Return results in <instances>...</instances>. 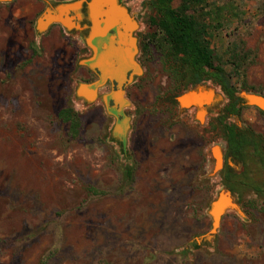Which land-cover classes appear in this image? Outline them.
<instances>
[{
	"label": "rangeland",
	"instance_id": "obj_1",
	"mask_svg": "<svg viewBox=\"0 0 264 264\" xmlns=\"http://www.w3.org/2000/svg\"><path fill=\"white\" fill-rule=\"evenodd\" d=\"M154 1L123 0L140 23L144 68L128 88L125 144L103 103L76 94L96 80L78 69L82 34L54 24L39 35L45 0L0 1V264H264V168L251 154L230 156L236 170L225 177L211 153L226 152L229 122L264 135V115L238 104L240 115L223 122L229 98L213 81L224 96L217 111L201 123L180 108L185 70L158 46ZM198 10L233 83L264 94V0H205ZM65 108L80 115L78 131ZM211 122L222 132L210 135ZM225 187L244 216L227 212L214 239L198 243Z\"/></svg>",
	"mask_w": 264,
	"mask_h": 264
},
{
	"label": "water",
	"instance_id": "obj_2",
	"mask_svg": "<svg viewBox=\"0 0 264 264\" xmlns=\"http://www.w3.org/2000/svg\"><path fill=\"white\" fill-rule=\"evenodd\" d=\"M0 1L9 2L11 0ZM45 2L47 7L36 22L37 33L42 35L54 24H60L68 32L82 34L83 42L85 41V44L94 51V55L89 58L82 57L79 63H82V65L90 64L93 69L100 68L103 73L93 83L79 82L76 94L87 106L102 101L107 108V112L115 118L114 133L116 132L117 135L118 132L121 133L122 135H118V139L122 144H125L127 142V132L131 128L129 126L130 116L126 114L125 108L129 107L131 103L125 95L126 92L123 86L131 85L144 74V68L138 60L140 52L138 37L140 23L138 19L123 0H45ZM111 30H116L117 35L109 37ZM108 38H112V41L105 43L104 48H109V45L113 44L117 45L114 55L110 52L107 54L100 47ZM113 40H116V42H113ZM114 56L118 59L115 64L120 62L124 66L123 75H114L115 71L110 64L112 63L110 59ZM131 69L134 71L125 81L126 72ZM115 79L120 82L117 91L112 88L110 93L100 92L101 87L105 86L108 81L112 82V87H114L113 81ZM117 97H120L123 104L121 106L118 104L111 106V99H117ZM237 97L241 106H253L264 112L263 93L243 90L237 94ZM223 100L224 96L219 90L212 84L205 83L194 85L177 98L178 105L182 110H187V108L196 110V118L201 123L212 110L217 111ZM215 148L219 150L218 159L212 154L214 173H217L224 165L225 149L220 145H215L212 151ZM219 206L222 210L218 214L216 209ZM232 210L244 216L237 196L225 187L217 193L210 203L209 214L212 218L210 232L198 237L196 241L201 243L214 239L223 217Z\"/></svg>",
	"mask_w": 264,
	"mask_h": 264
},
{
	"label": "trees",
	"instance_id": "obj_3",
	"mask_svg": "<svg viewBox=\"0 0 264 264\" xmlns=\"http://www.w3.org/2000/svg\"><path fill=\"white\" fill-rule=\"evenodd\" d=\"M176 0H155L154 7L158 17L152 18L157 32L161 38L158 46L167 52V55L174 57L184 68L186 83L178 81L176 87L187 90L196 84L213 81L219 84L222 91L229 98L226 111L222 119L233 114L241 113L239 98L237 94L240 90L247 89L239 87L232 81L224 65L216 55L209 37V25L199 18V6L205 0H181V4L174 6ZM264 115V112H262ZM60 116L67 121L73 122L75 131L80 128V115L72 108H65L60 112ZM227 133L224 135L228 143L229 155L233 159L242 160L246 154H251L257 158L264 168V135L257 134L253 129L248 128V133H237L233 123L226 124ZM125 176L133 181L134 172L131 166L125 170Z\"/></svg>",
	"mask_w": 264,
	"mask_h": 264
},
{
	"label": "flooded vegetation",
	"instance_id": "obj_4",
	"mask_svg": "<svg viewBox=\"0 0 264 264\" xmlns=\"http://www.w3.org/2000/svg\"><path fill=\"white\" fill-rule=\"evenodd\" d=\"M115 35H117V31L116 30H111V32H110V36L109 37H112V36H115ZM110 41H112V38H108L106 41H104L102 44H101V48L103 49V51L104 52H106L107 54H109V52L112 54V55H114V53L116 52V47H117V45H115V44H113V43H111V44H113V45H109V48H104V44L105 43H110ZM113 42H116V40H113ZM84 44H85V41H84ZM76 51L79 53L80 52V49H76ZM82 53H81V56H83V57H87V58H89V57H92L93 55H94V51L90 48V47H88L86 44L84 45V47H83V50L81 51ZM111 61H112V63H110L111 64V67L114 69V71H115V73H114V75L115 76H117V75H123L124 73V66L120 63V62H117V64H115L116 63V61H118V59L114 56V58L112 57L111 59H110ZM79 63V62H78ZM79 71H81V74H82V79L83 80H85V81H90V80H93V79H97V78H99V75L100 74H102L103 72H102V70L100 69V68H97V69H93L91 66H90V64H85V65H81V66H79ZM77 69V70H78ZM130 71V72H129ZM129 71H127L126 72V78H125V81H126V79H128L129 77H130V75L133 73V71L134 70H129ZM129 72V73H128ZM125 81H124V83H125ZM114 87H112V82H110V81H108L107 82V84L105 85V86H103V87H101V93H110L111 91H112V88L114 89V91H117L118 89H119V85H120V82L117 80V79H115L114 81ZM137 82V80L134 82V83H136ZM123 83V84H124ZM128 88H129V86H123V89L125 90V95L126 96H128ZM116 99V98H115ZM115 99H111V106H114L115 104H118V105H122L123 103H122V100L120 99V97H117V102L115 101ZM100 103L102 102L101 100L99 101ZM210 125H211V130L213 129L212 128V122L210 123ZM222 126V125H221ZM210 128V127H209ZM237 128V127H236ZM219 128H217V129H214V130H212L211 132H210V135H212V134H215L216 132H217V130H218ZM222 129H223V132H222ZM222 129L220 128L219 130L222 132L221 133V136H223V134L224 135H226V133H227V127L226 126H222ZM248 130V128L246 129L245 128V131H247ZM237 131V130H236ZM244 132V131H243ZM238 133V132H237ZM220 134V133H219ZM229 157H230V155H229V150H228V148L226 149V152H225V169L224 170H226L225 171V177L227 176V174L230 172V171H228L227 169L229 168L230 170H232L233 169V171L234 170H236L233 166H231V164H229L228 163V161H229ZM233 159V158H232ZM235 162H237V163H241L242 162V160H238V159H233Z\"/></svg>",
	"mask_w": 264,
	"mask_h": 264
},
{
	"label": "bare ground",
	"instance_id": "obj_5",
	"mask_svg": "<svg viewBox=\"0 0 264 264\" xmlns=\"http://www.w3.org/2000/svg\"><path fill=\"white\" fill-rule=\"evenodd\" d=\"M203 117H204V114H203ZM218 149L217 148H215V149H213V151H212V154L218 159ZM217 161V160H216ZM217 210V212H218V214L221 212V210H222V208H221V206H219V208H217L216 209ZM217 214V215H218ZM219 219V218H218ZM217 222H218V220H217ZM217 224V223H216ZM218 225V224H217Z\"/></svg>",
	"mask_w": 264,
	"mask_h": 264
},
{
	"label": "crops",
	"instance_id": "obj_6",
	"mask_svg": "<svg viewBox=\"0 0 264 264\" xmlns=\"http://www.w3.org/2000/svg\"><path fill=\"white\" fill-rule=\"evenodd\" d=\"M190 109H193V108H187V110H190Z\"/></svg>",
	"mask_w": 264,
	"mask_h": 264
}]
</instances>
